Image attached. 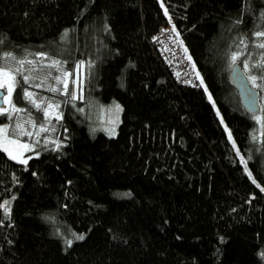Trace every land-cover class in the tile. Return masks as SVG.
<instances>
[{
  "label": "trees",
  "instance_id": "trees-1",
  "mask_svg": "<svg viewBox=\"0 0 264 264\" xmlns=\"http://www.w3.org/2000/svg\"><path fill=\"white\" fill-rule=\"evenodd\" d=\"M262 11L264 0H0V65L19 67L5 52L38 68L58 59L74 78L85 61L76 99L72 87L43 91L62 114L47 143L10 125L38 155L22 164L0 151V203L11 202L10 219L0 209V264H264V80L250 79L264 72L251 68L264 54L253 35ZM168 27L199 73L194 85L164 66L157 35ZM233 52L261 124L228 81ZM17 79L12 99L42 124L22 99L37 88ZM112 101L120 122L108 136L97 124Z\"/></svg>",
  "mask_w": 264,
  "mask_h": 264
},
{
  "label": "snow or ice",
  "instance_id": "snow-or-ice-1",
  "mask_svg": "<svg viewBox=\"0 0 264 264\" xmlns=\"http://www.w3.org/2000/svg\"><path fill=\"white\" fill-rule=\"evenodd\" d=\"M245 2H247V0H245ZM161 7L163 8L164 5L163 3H161ZM164 14L165 16H168V11L165 8L164 10ZM258 19L261 21V30L256 31L255 33H253V35L256 38H262L264 37V11H262L260 13V16L258 17ZM169 23H171V18L169 17ZM237 23H239V21H237ZM175 26H173L172 31H175ZM67 31L65 30V33L62 34L61 39H64V37L67 36ZM164 31V30H162ZM153 39H156L155 37ZM0 43H2V41H0ZM239 43L241 45H244L245 47H247V43L246 40L241 37L239 40ZM254 46L259 48V49H264V40H260L258 43L254 42ZM185 52H187V49H185ZM242 52H233L231 54V61L233 63H235L238 58L242 55ZM45 54L44 53H38L37 54V58L43 57ZM3 56L5 58H12L13 60H16V63L19 65V67H17L15 69V71H13L10 68L4 67L3 65H0V90L6 89L7 90V94L3 95L2 97H0V99L3 100L4 103L11 105L12 107V111L13 112H22L25 111V109L22 108H18L16 107V105L13 103L12 101V94L14 91H16L20 81L17 79V76L22 77L23 80V84L25 85H29V87L33 86L31 84V81L33 79H36V77L29 75H25L24 74V65L25 64H29V65H33V67L30 69V72H34L36 71L35 68V61L33 60H28L27 58L24 59H18L15 56H13V54L11 52H5L3 54ZM189 60L191 59V57H187ZM94 61H89L87 62V68L89 69V71L91 70V68L94 66ZM61 64L62 61L58 60V59H53L51 61V63L49 65H47V67L50 68H56L58 71L62 72V75H57L54 77L55 81L59 84V83H63L64 84V93L67 94L68 93V85H67V77L69 75H71V73H69L68 71H64L61 68ZM244 65L245 68H249V63L248 60L244 61ZM85 67V61L80 60L76 63V68L77 69H83ZM193 68H195V65H193ZM251 68L255 69V68H264V54L261 55L260 60H258L256 63H254ZM251 71V69H249ZM51 75V74H49ZM197 77L199 78V73H197ZM250 79L253 81L254 86L255 85V81L257 79H261L264 80V72L261 73V75L257 76V75H251ZM73 83H75V81H73ZM201 83H203V81H201ZM43 84V81H41L40 84H36L34 85L35 87H41ZM83 85V81H81V86ZM52 92H56L58 91V89L56 88H50L49 89ZM205 91H207V89L205 88ZM36 96L35 93L30 92L28 90L27 87L23 88V97L26 101H28L30 104H32L36 109L41 110V104L37 102V100L34 98ZM70 98L71 99H76V95L75 93H71L70 94ZM209 100H211V96L209 95ZM42 102V101H41ZM60 105L59 104H52L51 102L48 103V106L46 108H43V115L45 120H48L50 115H54L55 118L57 120L62 119V114L59 112H50V109H59ZM116 109L117 111L121 110L119 105H116ZM79 111H83V109H79ZM8 113V109L7 108H3L0 107V115H5ZM217 115H219V113H217ZM11 118V117H9ZM255 119L260 122V118L259 117H255ZM29 123L32 124L33 127L37 126L36 121L33 120H29ZM221 123H223V120H221ZM16 129H19V134L20 135H26V136H32L33 133L31 132H27L24 130V125L18 123L16 125ZM16 129L12 130V134L16 135ZM8 130H9V126L8 125H4L2 127H0V151L5 152L8 155L9 159H13V160H17L19 163L22 164H27V159H22L20 158V156L22 155V153H17V154H13L12 148L11 146H15L16 148L19 149H24L25 151H31L32 150V145L30 144H23L21 143L18 139H10L8 137ZM53 131H55V129H52ZM49 131V129L47 127H45L43 124H40L39 126V131L36 133L37 135H39V132H47ZM66 131V130H65ZM93 131H95V129H93ZM227 131V129H226ZM115 129L110 130V134H114ZM229 139L231 140V134L229 133ZM253 139H255V137H253ZM48 141L45 140V143H47ZM60 144H57V150L59 149ZM233 148H235V144L233 143ZM38 155V153H37ZM237 155H239V151L237 150ZM28 159H31V157H29ZM241 163L245 165V172L248 174L249 179H252V175L249 172L248 168H247V162L244 160L243 157H241ZM252 183L256 184L255 179H252ZM256 186L258 188H260L261 192H264V187H261L259 184H256ZM13 199H15V197H13ZM11 202L10 201H3V203H0V209L4 210V215L7 216L10 219V215H11V207H10ZM76 239L78 240H82L84 239L83 235L80 236H76ZM66 244L68 246H71L72 241L71 240H67ZM261 257L262 259H264V251L261 252Z\"/></svg>",
  "mask_w": 264,
  "mask_h": 264
},
{
  "label": "rangeland",
  "instance_id": "rangeland-1",
  "mask_svg": "<svg viewBox=\"0 0 264 264\" xmlns=\"http://www.w3.org/2000/svg\"><path fill=\"white\" fill-rule=\"evenodd\" d=\"M46 64H47L46 61H44V64L42 63V61H40V67L41 68L35 67L36 68V72H30V70L29 71L25 70L24 74L25 75H29L30 74L31 76L36 77V79H33L31 81V84L33 86L36 85V84H40L41 81H43V84H42L41 87H36L37 89L39 88L41 90H37V89H34V90L28 89V90L30 92H33V93L36 94V96L34 98L37 100L38 103L41 104V110L40 111L42 112V117H43V120H44V122L42 124L45 127H47L49 129V131H47V132H39V135H37L36 133L39 131V126L40 125H37L36 127H33L32 124L29 123V120H33L34 121V118L30 115V113L27 111V109H25L24 107H21L19 104H16L14 102V100L12 99V101L16 105V107L25 109V111L13 112L11 105L4 103L3 108H7L8 109V113L5 114V117H7V118L11 117V118H9V120H10L9 124H0V127H2L4 125H8L9 126V130H11L10 129V125L11 124H12L11 125L12 129H16V125L18 123H20V124L24 125V130L25 131L33 133L32 136L20 135L19 134V129H16L17 135L15 137H17V138L24 137L25 140H30L33 137L34 140H37L39 143L43 142V141L45 142V140L49 141L50 138H48V137H50L53 134V130L52 129L53 128L55 129V125L58 122V120L55 118L54 115H50L48 120H45V118H44L42 109L46 108L48 106L49 102H51L54 105L55 104H59L60 105V103L58 101L50 98L49 96H47V93H45L43 91L54 93V94H58V95L59 94H61V95L65 94L64 93V84L63 83H59L58 84L55 81V79H54L55 76L62 75V72L58 71L57 69L55 71L56 73L53 72V71H49L50 67H47ZM37 68H38V70H37ZM61 68L64 71H67L63 67H61ZM52 69H55V68H52ZM83 73H84V68L83 69L75 68V76H74V78L71 77L72 75L71 76L69 75L67 77L68 90L70 89V87H72L71 93L74 92L76 97L79 95V92H80V89H81V81H83ZM49 74H51V75H49ZM73 81H75V83H73ZM53 87L58 89V91L52 92V91L49 90L50 88H53ZM3 91H4V95H6L7 94V90L3 89ZM209 95L210 94L207 92L208 99H209ZM22 99L25 100L24 97H23V93H22ZM210 101L212 102V98H211ZM110 104H108L110 106H106L104 110L102 108L100 109L99 112H100L101 116L99 118V122H98L97 126H98L99 129L104 131L108 136H114L116 134L117 125L120 122V112H121V110L117 111V109H116V105L120 106V104L117 101H112ZM30 105H31V107L33 109L38 110L32 104H30ZM120 109H121V106H120ZM50 112H59L60 113V107H59V109H50ZM217 113H218V111H217ZM218 116L220 117V114ZM256 117L260 118V124H261L262 115L259 113V114H257ZM94 119H95V123H96V116H94ZM112 129H115L114 134H110V130H112ZM9 130H8V137L10 139H16V138L11 137L9 135ZM20 142L23 143V144L32 145L30 142H22V141H20ZM11 148H12V151H13L14 155L17 154V153H22L20 158L27 159V161L29 160L28 159L29 157L34 156L35 154H37V152L34 151L35 147L33 145H32V150L31 151H25L24 149H19V148H16L15 146H11ZM14 161L18 162L17 160H14Z\"/></svg>",
  "mask_w": 264,
  "mask_h": 264
},
{
  "label": "built area",
  "instance_id": "built-area-1",
  "mask_svg": "<svg viewBox=\"0 0 264 264\" xmlns=\"http://www.w3.org/2000/svg\"><path fill=\"white\" fill-rule=\"evenodd\" d=\"M170 32L171 28L168 27L163 33L157 35L162 48L161 58L164 60V66L175 84L194 85L197 80V71L193 68L194 64L187 58L189 56L184 49L174 44L171 39L165 38Z\"/></svg>",
  "mask_w": 264,
  "mask_h": 264
},
{
  "label": "water",
  "instance_id": "water-1",
  "mask_svg": "<svg viewBox=\"0 0 264 264\" xmlns=\"http://www.w3.org/2000/svg\"><path fill=\"white\" fill-rule=\"evenodd\" d=\"M228 81L236 90L239 102L244 111L251 115H257L260 111V102L258 91L250 85L248 79L238 63L231 66ZM4 95V91L0 90V97ZM3 105V100L0 99V107ZM264 261V259H263Z\"/></svg>",
  "mask_w": 264,
  "mask_h": 264
},
{
  "label": "flooded vegetation",
  "instance_id": "flooded-vegetation-1",
  "mask_svg": "<svg viewBox=\"0 0 264 264\" xmlns=\"http://www.w3.org/2000/svg\"><path fill=\"white\" fill-rule=\"evenodd\" d=\"M3 105H4V102H3ZM3 105L1 107H3Z\"/></svg>",
  "mask_w": 264,
  "mask_h": 264
},
{
  "label": "bare ground",
  "instance_id": "bare-ground-1",
  "mask_svg": "<svg viewBox=\"0 0 264 264\" xmlns=\"http://www.w3.org/2000/svg\"><path fill=\"white\" fill-rule=\"evenodd\" d=\"M197 81V80H196ZM190 86V85H189Z\"/></svg>",
  "mask_w": 264,
  "mask_h": 264
}]
</instances>
